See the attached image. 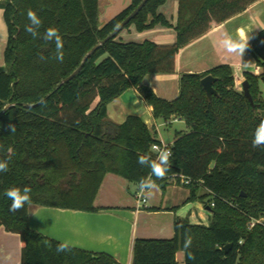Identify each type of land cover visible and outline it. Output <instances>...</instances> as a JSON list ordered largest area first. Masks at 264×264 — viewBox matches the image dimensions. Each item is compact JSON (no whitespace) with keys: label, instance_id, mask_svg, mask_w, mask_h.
I'll list each match as a JSON object with an SVG mask.
<instances>
[{"label":"trees","instance_id":"1","mask_svg":"<svg viewBox=\"0 0 264 264\" xmlns=\"http://www.w3.org/2000/svg\"><path fill=\"white\" fill-rule=\"evenodd\" d=\"M142 1L131 0L104 25L99 23V0L0 1L8 32L0 67V160L11 157L8 171L0 173V228L20 237L21 264H119L108 255L73 248L57 253L59 242L28 227V212L31 206L98 212L103 209L94 207V201L106 175L137 186L151 176L137 158H155L152 146L161 143L137 116L122 124L107 117V106L135 89L154 119L165 124L182 120L188 130L176 133L169 146L170 171L163 179H152L162 191L172 184L184 187L189 191L186 203L206 202L211 218L208 225L178 218L172 239H136L132 264H177L180 251L185 264H264V222L250 229L253 221L264 219V148L252 147L254 131L264 120L259 87L264 29L249 48L261 73H245L241 81L224 65L184 74L173 101L143 85L147 75L174 74L180 49L260 0H178L175 26L158 13L168 0H149L124 30L132 25L140 33L173 27L174 44L123 42L118 34L61 85ZM28 9L42 21L36 39L25 31ZM49 27L57 28L63 40V62L54 58L55 43L43 39ZM207 76L216 79L217 96L211 101L201 86ZM243 81L249 83L254 107L238 88ZM182 177L190 183L182 185ZM25 186L31 188L30 201L20 211H10L4 191ZM186 236L192 238L187 251L194 259L185 250Z\"/></svg>","mask_w":264,"mask_h":264},{"label":"crops","instance_id":"2","mask_svg":"<svg viewBox=\"0 0 264 264\" xmlns=\"http://www.w3.org/2000/svg\"><path fill=\"white\" fill-rule=\"evenodd\" d=\"M167 3L159 8L158 13L175 26L178 0L171 6ZM130 4L131 0H99L100 25L106 24ZM263 29L264 0H260L243 13L214 26L208 33L180 49L176 56L174 74L147 75L143 85L149 87L157 97L173 101L179 95V81L184 74H201L224 65L230 66L236 79L241 81L244 80L245 73H261L263 69H257L249 48L255 34ZM228 36L233 39L246 37L248 47L243 55L228 53L223 48L221 41ZM7 39L4 12L0 9V67H4ZM118 39L123 42L150 41L157 45H172L176 42V32L173 28L156 26L154 29L138 33L131 27L123 30ZM129 116L139 117L163 145L170 146L176 133L188 131L182 120L165 124L159 119H154L151 107L139 97L135 89L125 91L107 106V117L115 124H122ZM158 122H162L161 125L165 127H176L170 142H165L158 136ZM170 187H173L172 192L168 191ZM174 187L182 189L172 184L165 191L157 186L151 195L144 193L146 204L142 205L137 200L139 186L109 174L104 178L94 201V207L103 210L83 212L31 206L28 212V227L59 243L68 242L73 249L108 255L119 264H132V248L136 239L174 237L175 222L179 218L177 209L180 204L186 203L189 197L187 189L181 195L176 188L175 192L173 191ZM205 210L211 214L207 206ZM21 249L20 237L0 228V264H21ZM176 262L185 264L182 251L176 254Z\"/></svg>","mask_w":264,"mask_h":264},{"label":"clouds","instance_id":"3","mask_svg":"<svg viewBox=\"0 0 264 264\" xmlns=\"http://www.w3.org/2000/svg\"><path fill=\"white\" fill-rule=\"evenodd\" d=\"M27 19L29 23L25 25V31L29 33L33 39L39 38L40 33L39 29L42 25L40 17L32 9L27 11ZM43 39L45 41L54 42L56 48L55 59L63 62L64 52H63V40L59 34V31L55 27H49L45 30L43 34ZM223 48L228 53L243 55L246 48L248 47V42L246 37L241 36L239 39H233L228 36L221 41ZM11 130H14V126L9 125ZM253 148H264V120H261L258 126L256 127L252 139ZM3 148V145H0V149ZM8 151H11L9 149ZM172 153L166 148H160L156 150V156L153 158L151 155H139L137 158V163L142 167H147L151 170V176L147 178H141L139 181V189L141 193L152 194L153 190L156 189L157 185L155 180L152 177L158 179H163L168 171H170V160ZM11 157L7 159L0 160V173L8 171L9 161ZM31 188L28 186L23 187H12L6 189L3 193L4 196L11 202L9 210L12 212H18L25 207V205L31 199ZM192 238L190 236L185 237L184 247L187 251L191 248ZM57 253L71 251V245L68 242L58 243L56 246ZM189 259H194V255L191 251H187Z\"/></svg>","mask_w":264,"mask_h":264},{"label":"rangeland","instance_id":"4","mask_svg":"<svg viewBox=\"0 0 264 264\" xmlns=\"http://www.w3.org/2000/svg\"><path fill=\"white\" fill-rule=\"evenodd\" d=\"M168 5L171 6L174 3H176V0H168L167 1ZM131 27L134 28V30L136 31L135 27L132 25ZM129 27V28H131ZM128 28V29H129ZM173 28V27H172ZM137 32V31H136ZM140 33V32H138ZM255 69V67H254ZM255 71V70H254ZM250 72V71H248ZM164 75H171V74H164ZM259 87H260V91H261V97L264 100V80H261L259 82ZM239 90L242 92L241 86H238ZM162 122H158L157 123V131H158V136L161 137L165 142H170L173 139V134H174V130L176 129V127H165L161 125ZM175 186H178L176 184H174ZM182 189L178 190L177 187H174V192H175V188L179 191V193L181 195H183L184 187L182 186H178ZM172 188H169V192H172ZM177 191V192H178ZM199 194V192H197V195ZM179 195V194H177ZM180 196V195H179ZM206 203V202H205ZM205 203L201 202L199 199L194 200V201H190L187 203H182L179 205L178 209H177V213L179 218H182L184 220H187L188 222L192 223V224H207L210 221L211 218V214L205 210ZM264 222V219H260L259 221H253L254 226L256 224H262ZM254 226L250 227L253 228Z\"/></svg>","mask_w":264,"mask_h":264},{"label":"water","instance_id":"5","mask_svg":"<svg viewBox=\"0 0 264 264\" xmlns=\"http://www.w3.org/2000/svg\"><path fill=\"white\" fill-rule=\"evenodd\" d=\"M149 0H143L139 6L123 21L119 24V26L109 35L107 36L104 40L98 42L88 53L87 55L83 58L80 66L70 75L68 76L66 79H64L61 83V85L63 84H67L70 81H72L82 70L84 64L86 63V61L89 59V57H91L100 47L104 46L106 43H108L109 41L113 40L116 38V36L118 34H120L124 28L140 13V11L144 8V6L147 4ZM264 80V79H263ZM216 82V79L213 78L212 76H207L205 78H203L201 80V86L203 88V90L205 91L206 97L208 101H211L213 96H217V92L215 91V89L213 88V84ZM241 89H242V93L243 95L248 99V101L250 102L251 106L254 107V102H253V98L251 96L250 93V88H249V83L247 81H244L241 85ZM39 104H35V105H27V108H34L36 106H38ZM8 107L5 108V110ZM230 246H227L226 249H228Z\"/></svg>","mask_w":264,"mask_h":264},{"label":"built area","instance_id":"6","mask_svg":"<svg viewBox=\"0 0 264 264\" xmlns=\"http://www.w3.org/2000/svg\"><path fill=\"white\" fill-rule=\"evenodd\" d=\"M160 148H166L168 151H170V147L168 146V145H163V144H161V145H157V144H155V145H153L152 146V150L156 153V150L157 149H160ZM190 183V181L188 180V179H185V178H181V184L182 185H188ZM144 193H141V191L139 190V192H138V194H137V200H138V202L140 203V204H142V205H145L146 204V199H145V197H144V195H143ZM214 205L212 204L211 205V207H213ZM252 226H254V223L252 222L251 223V225H250V227H252Z\"/></svg>","mask_w":264,"mask_h":264}]
</instances>
